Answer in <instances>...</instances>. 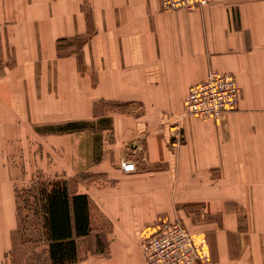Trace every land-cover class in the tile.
Masks as SVG:
<instances>
[{
    "label": "crops",
    "instance_id": "crops-1",
    "mask_svg": "<svg viewBox=\"0 0 264 264\" xmlns=\"http://www.w3.org/2000/svg\"><path fill=\"white\" fill-rule=\"evenodd\" d=\"M210 71L237 77L238 110L183 117ZM22 170L88 197L74 264H147L162 218L206 238L205 264H264V0H0V260Z\"/></svg>",
    "mask_w": 264,
    "mask_h": 264
},
{
    "label": "built area",
    "instance_id": "built-area-1",
    "mask_svg": "<svg viewBox=\"0 0 264 264\" xmlns=\"http://www.w3.org/2000/svg\"><path fill=\"white\" fill-rule=\"evenodd\" d=\"M164 11H195L209 0H160ZM241 100V87L235 75L210 71L207 79L193 86L184 101L183 117L217 120L235 112ZM124 173L137 170L132 159L121 162ZM152 233H146L142 250L147 264H205L211 261L205 237L191 233L180 219H160Z\"/></svg>",
    "mask_w": 264,
    "mask_h": 264
},
{
    "label": "trees",
    "instance_id": "trees-1",
    "mask_svg": "<svg viewBox=\"0 0 264 264\" xmlns=\"http://www.w3.org/2000/svg\"><path fill=\"white\" fill-rule=\"evenodd\" d=\"M41 213L52 264L77 261L76 238L90 233V208L86 195L71 197L62 181L46 182L41 191Z\"/></svg>",
    "mask_w": 264,
    "mask_h": 264
},
{
    "label": "rangeland",
    "instance_id": "rangeland-1",
    "mask_svg": "<svg viewBox=\"0 0 264 264\" xmlns=\"http://www.w3.org/2000/svg\"><path fill=\"white\" fill-rule=\"evenodd\" d=\"M42 174L25 173L17 178L19 228L14 250L7 252L0 264H48L49 252L42 234L41 191L47 179ZM45 178V179H44Z\"/></svg>",
    "mask_w": 264,
    "mask_h": 264
}]
</instances>
